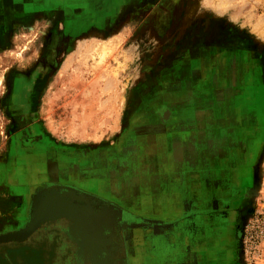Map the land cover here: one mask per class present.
<instances>
[{
  "label": "crops",
  "instance_id": "crops-1",
  "mask_svg": "<svg viewBox=\"0 0 264 264\" xmlns=\"http://www.w3.org/2000/svg\"><path fill=\"white\" fill-rule=\"evenodd\" d=\"M171 1L181 0H16L23 22L64 10L65 19H91L76 33L130 27L147 35L132 48L152 56L139 65L168 67L150 80L171 84L126 106L128 120L118 132L116 122L110 126V137L64 145L63 168L36 158L28 171L12 173L24 180L20 187L47 190L46 201H56L45 205L44 218L0 231V264L11 250L26 252L32 264H240L237 232L250 200L245 171L258 140L254 132L246 139L242 118L215 87L219 74L205 73L221 63L203 29L181 26L187 13L170 12ZM165 33L173 34L171 44L164 45ZM44 166L51 169L37 170ZM56 235L66 247L62 261Z\"/></svg>",
  "mask_w": 264,
  "mask_h": 264
},
{
  "label": "rangeland",
  "instance_id": "rangeland-1",
  "mask_svg": "<svg viewBox=\"0 0 264 264\" xmlns=\"http://www.w3.org/2000/svg\"><path fill=\"white\" fill-rule=\"evenodd\" d=\"M178 7L187 13L181 26L202 28L212 54L220 57L221 64H208L205 73L219 74L215 87L242 118L246 139L254 132L258 140L257 159L248 163L250 200L238 245L240 264H264V0H181L167 8ZM18 10L16 0H0V231L44 218L52 201L44 197L47 190L20 187L24 180L16 181L13 172L28 171L36 158L55 159L53 171L63 168L64 145L110 137V126L116 122L118 132L128 120L126 106L171 84L150 80L167 74L168 67L139 65L152 56L146 51L142 58L143 51L132 48L147 35H133L130 27L104 35L76 33L91 19L78 23L57 10L54 17L23 22ZM172 21L166 18L165 31H172ZM160 37L168 45L173 34Z\"/></svg>",
  "mask_w": 264,
  "mask_h": 264
},
{
  "label": "flooded vegetation",
  "instance_id": "flooded-vegetation-1",
  "mask_svg": "<svg viewBox=\"0 0 264 264\" xmlns=\"http://www.w3.org/2000/svg\"><path fill=\"white\" fill-rule=\"evenodd\" d=\"M253 108H254V112H259V107H256L255 108V106H254V104H253V106H252ZM253 108H252V111H253ZM259 118H260V115H259ZM260 120V119H259ZM258 120V121H259ZM246 164H247V162H245ZM246 164H245V166H246ZM247 170L245 171V179H246V176H247ZM248 177V176H247ZM239 232H240V228L238 229V236H239ZM51 239V238H50ZM53 242L55 243V244H57V248H56V254L57 255H59L58 257L61 259V261H62V258L61 257H64V255H65V251H66V247H64V242L63 241H61V239L56 235V237H55V239L53 240ZM41 244H45V246L48 244L46 241H45V243H41ZM54 244V245H55ZM48 245H51L52 246V244H48ZM53 247H55V246H53ZM47 249H49V247L47 248ZM65 249V250H64ZM12 251V253L14 254V256L13 257H8L7 259H6V262H11V263H9V264H32V262H31V259H32V256L30 257V256H28V254H26V252L25 253H21V254H19L18 252L16 253V251H14V250H11ZM24 252V251H23ZM7 254H9V253H7ZM6 256H8V255H6ZM8 263H5V264H8Z\"/></svg>",
  "mask_w": 264,
  "mask_h": 264
},
{
  "label": "water",
  "instance_id": "water-1",
  "mask_svg": "<svg viewBox=\"0 0 264 264\" xmlns=\"http://www.w3.org/2000/svg\"><path fill=\"white\" fill-rule=\"evenodd\" d=\"M55 201H56V200H55ZM55 201H51V202H53V203H54Z\"/></svg>",
  "mask_w": 264,
  "mask_h": 264
}]
</instances>
